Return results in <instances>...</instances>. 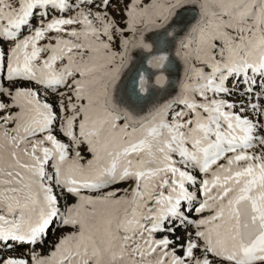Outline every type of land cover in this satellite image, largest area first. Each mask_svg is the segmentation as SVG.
I'll list each match as a JSON object with an SVG mask.
<instances>
[{"label":"snow or ice","instance_id":"6c2138e0","mask_svg":"<svg viewBox=\"0 0 264 264\" xmlns=\"http://www.w3.org/2000/svg\"><path fill=\"white\" fill-rule=\"evenodd\" d=\"M0 264H264V0H0Z\"/></svg>","mask_w":264,"mask_h":264}]
</instances>
